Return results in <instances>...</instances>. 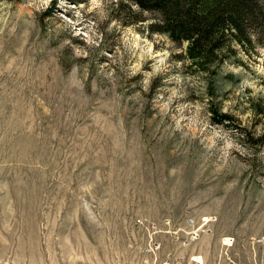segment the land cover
<instances>
[{
    "label": "rangeland",
    "instance_id": "rangeland-1",
    "mask_svg": "<svg viewBox=\"0 0 264 264\" xmlns=\"http://www.w3.org/2000/svg\"><path fill=\"white\" fill-rule=\"evenodd\" d=\"M156 17L0 0V264H264V44L207 79Z\"/></svg>",
    "mask_w": 264,
    "mask_h": 264
},
{
    "label": "trees",
    "instance_id": "trees-1",
    "mask_svg": "<svg viewBox=\"0 0 264 264\" xmlns=\"http://www.w3.org/2000/svg\"><path fill=\"white\" fill-rule=\"evenodd\" d=\"M68 1L77 4L87 0ZM128 1L141 13L155 12L158 17L150 21L149 29L166 34L175 42L186 43L187 66L205 74L207 79H213L219 67L232 54L236 55L235 44L252 46L256 35L259 43L264 44V0ZM253 109L260 118L259 131L242 129L243 138L251 148L264 146V97L253 102ZM211 111L220 122L233 118L227 111L219 113L214 105Z\"/></svg>",
    "mask_w": 264,
    "mask_h": 264
}]
</instances>
